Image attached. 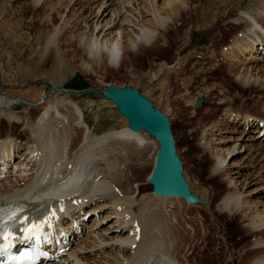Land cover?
I'll use <instances>...</instances> for the list:
<instances>
[{
    "label": "bare ground",
    "instance_id": "obj_1",
    "mask_svg": "<svg viewBox=\"0 0 264 264\" xmlns=\"http://www.w3.org/2000/svg\"><path fill=\"white\" fill-rule=\"evenodd\" d=\"M39 1L35 0L30 8L34 10L39 7L42 12L48 5L51 8L50 13L44 14L38 24L39 27L50 26L52 28L51 31L45 32L46 34L38 38L39 41L41 40V43L38 42V46H44L47 49V55L41 59L37 49L39 60L29 59L24 65L23 62L16 63L10 79L3 77V81L5 84L8 83L9 87L14 86L17 82L22 85L37 78H48L53 85L60 84L62 79L68 76V71L72 68L71 63L76 61L78 50L81 52L78 59L80 69L84 73L97 75L105 74V70L118 72L120 69L125 70L126 67L145 66V62L149 66H153L156 60L154 55L163 53L164 45L161 44L160 39L162 33L169 27L177 25L189 12V8L195 6L192 4L193 0H75L77 5L84 8L82 10H87L86 15L76 18L82 23V29H78V25L68 16L69 14L65 15L73 0H64V2L67 1V5H63V0H59L56 4L49 3L52 0H42L41 5H39ZM198 1L195 0L196 3ZM205 1V15L213 18L214 13H221L226 5L240 0ZM251 2H258L261 6V9H258L262 10L261 13L264 12V0H251ZM202 13L199 12V14ZM148 15L151 18L145 20ZM195 15L197 16V14ZM245 15L251 20L249 21L247 17L238 18L244 29L237 38L228 41L227 48L224 47L220 50L229 51L226 55H230L232 61H238L241 54L249 53L250 58L263 62L264 21L260 12L256 15ZM57 22L60 24L55 26ZM205 24L211 25L212 23L205 22ZM17 41L18 39H16ZM73 47L75 51L71 50ZM253 53H258L259 56L253 57L251 55ZM197 55V62L203 60L206 62L194 63L196 66L194 68L190 66L188 69L192 59L196 57L188 54L190 58H179L172 66L161 62L156 66H159L157 74H142L139 78H147L154 82L153 78L158 75L161 78H166V76H172L173 73L178 72L179 75L176 73V82L182 81L183 90L188 95L186 86L190 82V78L186 75L190 71H196L194 74L200 75L199 73L202 71L198 69L203 66L215 65L216 69L208 68L215 71L219 65H224L227 66L229 73L231 70L234 71L232 75H228L235 79L229 84L226 82L221 83L222 85L219 82L214 84L215 87L220 88L221 98L218 99L217 104L229 103L227 98L231 96L230 90L236 89L231 100H242L240 106L243 107L248 105L244 101L251 102L252 105L247 107L248 111H251L252 108H259V112L256 114L255 112L243 113L239 111L234 113L231 108H223L220 112V114L223 112L222 115L219 114L215 119L209 114L205 117L193 116L194 114L181 116L182 141L187 143L192 136L197 139V145L193 146L196 153L193 161V179L199 191L202 192V196H196V198V194L192 193L191 195H194L196 201L189 202L184 197L157 195L153 192L152 187L151 194L138 201L135 192L139 193L143 184H138L140 182H138L136 173H141L142 165L153 149L156 150L152 153L150 162L153 167L156 163L159 145L157 147L152 134L145 130L134 131L130 121L126 118L129 124L125 123L120 128L101 133V135H91L88 123L84 122L83 109L77 103L62 99L50 102L47 109L42 108L41 111H45L37 124L33 121L34 108H26L27 115H25L27 117H24L27 120H25L24 126L22 122H16L11 119L12 117L3 115L5 109H0V114L3 115L0 120V128L7 126L9 129H17L22 125L20 135L6 133L4 138L0 136L1 162L4 166L5 164L9 165L12 158L21 155V157L24 156L23 160L28 159L35 168L27 179L0 183V207L5 209L8 218L7 224L12 225L26 219L21 213L15 212L11 206L19 208L28 206L32 211L31 219L51 218L53 224H58L60 214L64 213L68 218L66 227L70 229L74 223L76 225L74 231L78 230L81 234L82 225L85 223L87 215L108 207L111 211L105 219L115 217V221L98 233V225H102L104 219L99 221V219L92 218L93 225L87 227V234L90 233L87 240H81L79 244L72 247L71 251L61 257L60 261L53 264H176V262L178 264H193L194 261H191L190 257L192 255V246L190 245L192 239H190V234H186L184 228V225L190 223L184 218L188 214L187 210L179 209L178 206V208L175 206L176 209L170 208L171 204L175 201L181 203L178 198L184 199L193 208L197 202L198 205L204 201L211 204L214 199L211 197L208 199V194L211 193V196L217 197L221 187L224 186L226 194L218 201L219 210L216 212L218 216H224L226 219L218 217L215 219V224L219 230L221 229V232L217 233H222L224 238L222 241L225 242L227 251L224 252L225 254L221 253L220 247L212 253H208L209 248L206 249L202 243V247L197 253L200 254L199 262L201 264H219L217 256L220 254L227 255L229 264L238 263L236 256L239 252L237 251L239 244L243 243L247 236L261 235V232L264 231V208L259 210L256 208L257 205L252 207L253 203L245 200L246 197L242 199L244 206L236 207L240 196L245 193L242 192V189L248 188V185L257 186L258 182L262 181L254 180L250 175V177L247 176V179L243 178L242 183H239L236 179L242 177L241 171L246 168L239 163H230L231 159L237 155L247 152L248 157L251 158L250 165L254 172L261 170L262 173H259V176L264 177V143L261 142L264 140V67L244 69L239 65H231V61H229L230 64L223 63L225 59L220 51L218 54L212 51L208 55L203 53ZM226 60L228 61L227 58ZM195 68L198 71L194 70ZM127 72L132 74L130 69ZM181 76L183 78L178 80V77ZM156 79L158 78L156 77ZM139 80L138 82H140ZM165 82L162 83L160 93L162 97L165 95L163 101L168 103V94H164L167 90ZM5 84L2 85L6 87ZM214 85L209 89H213ZM31 90L26 93L9 90L6 94L8 97L18 96L23 100L39 102L43 89L37 90L34 96L30 95ZM113 91L129 92L137 101L150 106L142 97H137L136 92L128 89L109 88L105 98L109 101L112 100L117 110L119 104L114 100ZM250 95L253 96L251 99L249 98L250 100L244 99L245 96ZM188 97H185L187 105H191V103L193 105L194 102ZM259 97L262 98L261 101H259ZM228 118H232L231 122H234L235 126L244 125V127L247 126V130L252 129V131L256 129L259 140L256 136L244 135V132L240 137L234 138L235 131L230 129ZM7 139L10 140L6 143ZM225 143H231V145L223 148ZM208 158L211 164L209 167H207ZM33 166L32 169H34ZM152 173L153 171L148 174L145 183L151 185ZM222 177H227V179L221 180ZM178 178L180 179V174ZM183 187L188 189L184 181ZM257 189L256 187L254 190ZM100 201L103 203L96 204ZM92 204L95 205L91 208ZM88 207H90L89 210H85ZM47 209L50 211L47 212ZM52 213H54V217L50 216ZM234 216H239L241 224L247 226H238L233 221ZM70 219L73 222H70ZM61 221L64 223V219ZM88 243L90 245H87ZM156 245L155 248L159 252L156 258L154 257L156 260L151 261V258L155 256L153 254L156 253L147 255L146 251L150 248L153 249ZM187 247L189 248L185 252ZM259 252L260 250L249 251L244 254V258L242 254V260L249 262ZM165 257H169L171 260ZM252 264H264V256H260Z\"/></svg>",
    "mask_w": 264,
    "mask_h": 264
},
{
    "label": "rangeland",
    "instance_id": "obj_2",
    "mask_svg": "<svg viewBox=\"0 0 264 264\" xmlns=\"http://www.w3.org/2000/svg\"><path fill=\"white\" fill-rule=\"evenodd\" d=\"M58 1L59 0H52L49 3L56 4ZM74 1L75 0H73L72 3L67 8L65 15L69 14L68 16L74 20V23H76V25H78V29L79 28L82 29V23H80V20L78 21L76 18L84 16V14L86 15L87 10L86 11L82 10L83 7L77 5V1L76 2ZM34 2L35 0H0V26H1L0 27V109L1 108L5 109V114L3 115L12 117L11 119H13L16 122L19 123L22 122L24 126L26 123L25 120H27V118H25L27 117L26 108L28 109L34 108L35 110H34L33 121L37 124V122L39 121V119L41 118V116L45 111V110L41 111V109L42 108L47 109L46 107L50 106V102L58 101L62 99L70 100L74 103H77V105L83 109L84 119H85L84 122L88 123L90 134L101 135V133L103 134L112 129L120 128L125 123L129 124L128 120L118 112L117 107L114 106L112 100L109 101L105 98L106 92L109 91V88H116L118 90L128 89L132 92H136L137 97L139 98L142 97L148 104H150V106L153 108L154 111L155 110L159 111L164 117L167 118L170 127V133L173 139L174 149H175L174 154L175 157L178 159L182 169L180 172V177L184 181V183L188 186L190 194L192 193L194 195L196 194L195 197L202 196L201 195L202 192L199 191V188L197 187V184L193 179V172H194L193 161H194V156L196 155L195 151L193 150V146L197 145V139L194 136H192L190 137L187 143H184L182 141V131H181V123H180L181 116L183 117L192 116L194 114L193 116L205 117L209 114L213 116V118L215 119L216 116L220 114L223 108H231L234 113L239 111L243 113L255 112V114L259 112V108H252L251 111H248L249 108L247 107H250L252 105L251 102L244 101L245 104L248 105H246L247 107H245V105L243 107L240 106L242 100H238V99L231 100L232 96L234 95V91H236V89L230 90L231 96L227 98L229 100V103L226 102L223 105L217 104L218 99L221 98V95L219 94L220 88H217L218 86L215 87L214 84H217L218 82L220 85H222L221 83L223 82L229 84V82L235 79L231 77L234 71L231 70V72L229 73L227 66L224 65H219L217 67L218 69L215 71L214 69L209 70L212 67L215 68V65L213 66L208 65L206 66L207 69H204L206 67L203 66L204 67V68L202 67L203 69L202 68L198 69L202 71V73H199L200 75H195L194 73L196 71L193 70L192 72L190 71V73L186 75L188 78H190V82H189L190 84L188 83V85L186 86V88H188V95H186L187 92L185 93L183 90L184 87L182 86V81L179 80V78H183V76L178 77L179 82H176V76L178 72H176L177 74L176 73L174 74L172 72L173 75L166 76V78H161V76L158 75L160 76V77L156 76L158 79H156V77L153 78L154 82H152V80L149 81V79L147 78L141 79L139 77L142 74L143 75L144 74L151 75L154 73L157 74L159 66L158 67L156 66L159 65L161 62H165L167 65L172 66L173 63L177 61L179 58H185V57L190 58L188 54L192 55V57L196 56L195 58L192 59L193 63L191 62L188 66V69L190 68V66H193L194 68L196 66V64L194 63H198V62L203 63L205 61L203 60L197 62L198 53L199 54L203 53L208 55L212 51L217 52V54L220 51V53L222 54V56H224L225 59L223 63L226 64L227 63L230 64L232 62L233 64L231 63V65H235V66L239 65L240 68L243 67L244 69L253 68V67H257V68L264 67V61L259 62L254 60L253 58H250L249 53L241 54L242 56L238 59V61L236 60L232 61L229 57L230 55L229 56L226 55L229 53V51H226V49H224L223 51L220 50L221 48L224 47L227 48L228 46L226 47V44H229L228 41L237 38L238 34L242 31V29H244L242 23H239L238 18L240 17L246 18L247 15L245 14L256 15L259 14L260 12V15L262 16V19L264 21V12L261 13L262 10H259L261 9L260 4L258 2L253 3L251 2V0H240L238 2H233L226 5V7L221 13H214L213 18H210L207 17L204 12L206 9V1L199 0L196 3L195 0H193L192 4L195 5L196 8L194 9L195 6L189 8V12L183 16L182 20L178 22L177 25H175L174 27L173 26L169 27L160 36L161 44L164 45V47H162L163 53H160L159 55H154V58H156L155 64L153 65L154 67L149 66V64L145 62L144 64L145 66H139L136 68L132 66L126 67L124 68L125 70L123 71L122 69H120L118 72L105 70L104 72L106 73L105 74L102 73L103 75L84 73L83 70L80 69V62L78 61V59L81 52L80 50H78L77 51L78 56L76 55L78 58L75 57L76 61L71 63L72 68L68 71V76L62 79L60 84L53 85L48 78H37L35 80H30L22 85H20V83L17 82L16 83L17 85L14 84V86L9 87L8 83L5 84V82L3 81V77L10 79V77L13 75L14 66L16 63L18 64V62L20 63L23 62L24 65L25 62L28 61L29 59L33 58L35 60L37 59L39 60V55L36 53L37 49L39 50L41 59H43V56L45 57L47 55V49H45L44 46L42 47V45L38 46V42L41 43V40L39 41L38 38L41 37L43 34H46L49 31H51L52 28L50 26L39 27L38 24L40 20L44 17V14L46 15L50 13L51 8L48 5V7L46 6L45 8L46 11L44 10V12L39 10L40 9L39 7L38 8L36 7L35 8L36 10L35 9L32 10L30 7H32V4ZM41 2L42 0L39 1V5H41ZM62 2L63 5H67L66 3L67 1L64 2L63 0ZM199 12H203V13L199 14ZM195 14H197V16ZM150 18L151 16L148 15L145 17V20H149ZM250 20L251 19H249V21ZM205 22H211L212 24L208 25L205 24ZM232 23L239 26H234ZM59 24L60 22H57L55 26ZM11 32L13 33L11 34ZM16 39H18L17 42ZM71 50L75 51L74 47L71 48ZM251 55L253 57L255 55L259 56L258 53H253ZM226 58L228 59V61L226 60ZM197 68H195L194 70H197ZM129 69L132 70V74H128L127 71ZM183 73L185 74L186 70ZM138 79H140L139 80L140 82H138ZM164 79L166 80L167 83L165 82ZM163 82H165L166 84L167 90H165L164 94H168V99H169L168 103L163 101L165 95L164 97H162L160 93L161 87L163 86L162 84ZM2 84L3 85L5 84V86L6 85L7 86L4 87ZM212 85H214L213 89H209V87H211ZM206 87L208 88V91L206 90ZM30 89H32L30 94L31 96H34L37 90L43 89L41 99L39 102H33L31 100H23L18 96L8 97L6 94L9 90H12L14 92L21 91L26 93ZM251 94L253 95L254 93ZM252 95L247 97L245 96L244 99H249V98L251 99L253 97ZM186 96H189L188 99H191V101L194 102L193 105L192 103L191 105L190 104L187 105L185 101ZM199 98H203V102L199 107H197L195 104ZM260 99L262 98L259 97V101H261ZM222 113L220 114V116L222 115ZM3 115L1 116L0 114V120L3 117ZM231 119L232 118H228V121L230 120L229 121L231 126L230 129L232 131H235V134L233 135L234 138L240 137L241 133L243 132L244 135L253 136V137L256 136V138L259 137V134L257 135V131H255L256 129H253V131L252 129H249L250 130L249 131L247 130V126L246 127H244V125L235 126L234 122H231ZM8 129L9 127L7 128V126L1 127L0 136L4 138L7 134L20 135L19 132L22 131V125L17 129H11V128L9 130ZM3 138L1 139V141L3 140ZM152 138L154 139V137ZM8 140L10 139H7L6 143L9 142ZM261 142L264 143V140H262ZM156 144L158 147L157 142ZM229 145H231V143H225L223 148H226ZM155 150L156 149H153L149 153L148 155L149 157L147 156L146 162H144L142 165L143 169L140 170L141 173L139 172L136 173L138 182H140L138 184H143V186L140 189V192L139 193L137 191L135 192L136 194L135 196L138 201H140V198L149 195L152 192V186L147 182L145 183V181L147 180L148 174H150L154 168L152 166L153 164L150 161H152L151 155L152 153L155 152ZM23 158L24 156L21 157L20 155L19 157L12 158L13 160L9 162V165L12 164V166H14L16 172L15 175L13 176L11 175L10 177L6 178L4 180L5 183L15 182L16 180L22 181L31 176V174L35 170L33 163L29 162L28 159L23 160ZM209 160L210 159L208 158L207 167L211 165ZM250 161L251 158L248 157L247 152L237 155L235 158L231 159L230 161V163H239L240 165L242 164V166H245L244 168H246L241 171L242 177L236 179L238 180L239 183H242L243 180L247 179V176L250 177V175L251 177H253L254 180L256 179L258 181L259 180L262 181L261 183L258 182L259 184L257 186L248 185V188H243L242 192L244 191L245 193L240 196L239 203L236 207L240 208L244 206L242 204V199L246 197L245 200H248L249 202L253 203V205H251L252 207L257 205L256 208L262 210L264 208V180H263L264 177L262 178L261 176H259L262 173L261 170L254 172V170L250 165ZM9 165L7 166V168L9 167ZM32 166L34 169H32ZM225 178L227 179V177H222L220 179L225 180ZM256 187L258 189L254 190L256 189ZM252 190H254L253 193L251 192V194H249V192ZM225 194H226L225 187L222 186L220 193L217 197H214L213 195L211 196V193L208 194V199L209 197L214 199V201L211 202V204H208L207 201H204L202 203H199L198 205L197 202L194 208L189 206V204L184 199L181 198H178V200H181V203H179L180 201L179 202L175 201L171 204V207L169 206V204H167V206L170 208H175L176 206V208L179 207V209L183 208L187 210L188 214L185 217L184 216L183 217L188 223L189 222L190 223L189 225L188 224L184 225L185 226L184 228L186 230V234H190V239H192V243L190 245L192 246L193 256L191 255L190 257H191V261H194L195 264H201L199 262L200 254L197 252L200 251V248L203 245L206 247V249L209 248L208 249L209 251L207 250L208 253H212V251H215L220 247H221L220 248L221 253L227 251L226 246L224 245L225 242H223L224 238L222 237V233L220 234L217 233L218 231L221 232V229L219 230V228H217L215 224V219L218 217L219 219H226V217L224 216L221 215L218 216L216 212L217 210H219L218 201ZM100 202H97L96 204L103 203L102 201ZM94 205L95 204H92L91 208ZM236 207L235 209H237ZM89 208L90 207L86 208L85 210H89ZM107 208L108 207H104V209L101 210L98 209L94 213H89L88 215L89 217L87 219L86 224L85 223L83 224L84 226H86V232H84V226L82 225V229H83L81 233L82 237L77 244H79L83 239L87 240L86 238L89 237L90 233L87 234L88 232L87 227L89 228L90 226L93 225L92 221L94 218L99 219V221L104 219L102 225L101 224L98 225L99 226L98 233L115 221V217L109 218L108 220L105 219L107 218L106 215H108L109 211H111V209L109 208L107 209ZM233 221L236 222L240 227L247 226L245 224H241L242 222L239 216L236 217L234 216ZM87 245L90 244L88 243ZM155 247H157V245L154 246L153 249L150 248L149 250H147L146 251L147 253L145 252L147 255L148 253H156L153 254L155 256L151 258V261L156 258L159 252L158 249H156ZM188 248L189 247L185 249V252L188 250ZM252 250H260V252L257 256L252 257L253 258L252 260L248 259L249 262L242 260L244 258V254ZM237 251H239L240 253L238 252L236 256V260L238 259L237 260L238 263L236 264H249L250 262L252 264V262H254V260L259 258L260 256L263 257L264 231L261 232V235L247 236L246 240L243 243L239 244V246L237 247ZM241 255L243 256V258ZM217 257L219 258V264H229L227 255L222 256L220 254V256ZM165 258L167 259L169 257H165ZM176 264L178 263L176 262Z\"/></svg>",
    "mask_w": 264,
    "mask_h": 264
},
{
    "label": "water",
    "instance_id": "obj_3",
    "mask_svg": "<svg viewBox=\"0 0 264 264\" xmlns=\"http://www.w3.org/2000/svg\"><path fill=\"white\" fill-rule=\"evenodd\" d=\"M113 95L119 104L118 111L127 118L134 131L145 130L152 134L159 145L155 167L150 179L153 192L160 196L184 197L189 202L196 199L183 187V180L178 178L181 166L175 157L173 139L170 133L169 123L159 111H154L151 106L137 101L129 92L113 91ZM203 99L197 100L199 107Z\"/></svg>",
    "mask_w": 264,
    "mask_h": 264
},
{
    "label": "snow or ice",
    "instance_id": "obj_4",
    "mask_svg": "<svg viewBox=\"0 0 264 264\" xmlns=\"http://www.w3.org/2000/svg\"><path fill=\"white\" fill-rule=\"evenodd\" d=\"M9 219H11V217H9ZM45 224L51 228V218H46L40 224H32L30 227L22 228L21 230L24 232L26 239L35 240L38 243L42 239L40 229ZM10 240L11 235L7 231V225L4 224L3 219L0 218V241H4V243L0 245V254H3L8 248L11 247ZM12 259L16 262V264H25V262L30 258L27 254L22 253L19 258L13 257Z\"/></svg>",
    "mask_w": 264,
    "mask_h": 264
}]
</instances>
